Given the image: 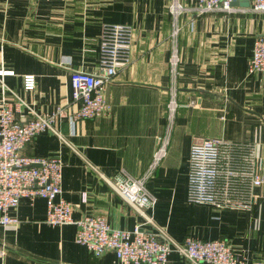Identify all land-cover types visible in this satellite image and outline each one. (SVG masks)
Here are the masks:
<instances>
[{
    "label": "crops",
    "instance_id": "1",
    "mask_svg": "<svg viewBox=\"0 0 264 264\" xmlns=\"http://www.w3.org/2000/svg\"><path fill=\"white\" fill-rule=\"evenodd\" d=\"M171 1L0 0V69L13 72L3 82L33 112L59 104L63 114L54 127L82 156L50 133L21 149L26 157L61 160V197L72 205L73 220L100 215L126 230L141 220L100 174L112 178L123 169L140 175L164 130ZM178 2L185 9L179 15L177 108L166 155L145 181L155 196L152 219L175 241L223 238L249 264H264V187L252 189L247 208L186 200L189 147L198 138L251 144L255 170L264 174V72L246 73L254 38L264 35V13L231 5L229 13L198 14L196 0ZM104 23L132 26L130 62L104 87L109 113L71 126L68 116L77 104L70 100V72L94 69ZM25 74L34 77L32 90L22 88ZM28 115L21 108L15 117L24 122ZM10 213L19 221L0 226V264H120L110 251L95 257L77 244L74 224L45 223L40 197H21ZM166 264L187 262L171 252Z\"/></svg>",
    "mask_w": 264,
    "mask_h": 264
},
{
    "label": "built area",
    "instance_id": "2",
    "mask_svg": "<svg viewBox=\"0 0 264 264\" xmlns=\"http://www.w3.org/2000/svg\"><path fill=\"white\" fill-rule=\"evenodd\" d=\"M247 1L249 5L246 9L264 13V0ZM230 3L231 0H196L193 8L198 14L213 11L229 13L235 9ZM184 9L178 0H172L168 5L169 84L165 125L163 132L156 137V145L148 164L136 177L123 169L112 178L100 174L104 182L141 220L131 230H126L110 227L100 215L88 214L76 220L71 218L72 205L61 197V160L58 157H26L21 154V149L35 136L50 133L82 157L54 127L55 120L63 114V109L56 104L49 112H33L3 82V76L12 75L13 72L0 69V226L15 227L19 220L10 213L11 210L17 206L21 197L37 196L44 200L43 221L49 225L74 224V241L95 257L104 251H110L120 264H166L169 253L176 252L187 264H249L244 254L233 249L223 238L199 240L186 236L175 241L152 219L155 196L146 189L145 181L165 157L173 127L180 61L179 15ZM132 29L126 23L102 24L94 69L70 72V100L77 104L76 110L68 116L71 126L74 120L92 119L109 113L104 87L130 62ZM258 72H264V35L254 38L246 61L247 74ZM22 88H34L33 75L22 76ZM21 108L29 111L24 122H19L15 117ZM254 164V149L249 143L226 141L218 137L192 141L188 156L186 200L215 208H247L254 199L252 189L264 187V174H259ZM91 167L95 169L94 166Z\"/></svg>",
    "mask_w": 264,
    "mask_h": 264
},
{
    "label": "water",
    "instance_id": "3",
    "mask_svg": "<svg viewBox=\"0 0 264 264\" xmlns=\"http://www.w3.org/2000/svg\"><path fill=\"white\" fill-rule=\"evenodd\" d=\"M232 6H239V7H248L249 3L247 0H231L230 3Z\"/></svg>",
    "mask_w": 264,
    "mask_h": 264
}]
</instances>
